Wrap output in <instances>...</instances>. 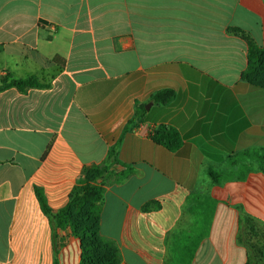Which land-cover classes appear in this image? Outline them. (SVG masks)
<instances>
[{
    "label": "crops",
    "instance_id": "0c3cea01",
    "mask_svg": "<svg viewBox=\"0 0 264 264\" xmlns=\"http://www.w3.org/2000/svg\"><path fill=\"white\" fill-rule=\"evenodd\" d=\"M231 29L264 47V0H0V80L49 86L0 93V264L80 263L36 188L65 207L120 138L101 234L121 264H180L199 235L190 264L248 262L238 237L264 229V89L241 80L248 47ZM165 89L176 99L154 103ZM160 125L181 134L178 150L152 141Z\"/></svg>",
    "mask_w": 264,
    "mask_h": 264
},
{
    "label": "trees",
    "instance_id": "16d2710c",
    "mask_svg": "<svg viewBox=\"0 0 264 264\" xmlns=\"http://www.w3.org/2000/svg\"><path fill=\"white\" fill-rule=\"evenodd\" d=\"M230 32L243 38L248 47L247 67L242 73L241 80L254 88L264 89V47L256 44L239 29H231ZM37 77L26 79H14L5 76L0 80V93L16 88L20 92H27L32 88H47ZM177 93L172 89L158 91L152 96V101L159 105H168L176 99ZM145 107L141 106L135 111L134 116L126 126V131L144 121ZM150 137L152 141L170 151L178 150L183 144L181 134L172 126L160 125L154 129ZM118 142L110 146L107 157L101 164L93 165L86 169L84 175L73 187L67 205L57 211L51 209L47 203L44 192L36 188V195L43 213L48 217L53 239L57 238V230L71 231L72 236L80 242L81 260L79 264H121V255L118 247L101 234V215L105 199V177L112 173V168L119 163ZM238 156V155H237ZM262 162L264 165V148H262ZM249 170V169H248ZM249 172V171H248ZM264 173V168H262ZM131 169L119 175V180H125ZM215 183H219L221 173H212ZM193 197L188 200L190 204ZM211 219L204 221L206 227L210 225ZM262 230L256 226L249 227L240 234L238 241L248 248V262L246 264H264V241L260 239ZM203 235L193 239V246L185 245V250L179 252L180 264H190ZM188 247V249H187ZM193 247V248H192ZM54 264H59L57 252Z\"/></svg>",
    "mask_w": 264,
    "mask_h": 264
},
{
    "label": "rangeland",
    "instance_id": "374dc122",
    "mask_svg": "<svg viewBox=\"0 0 264 264\" xmlns=\"http://www.w3.org/2000/svg\"><path fill=\"white\" fill-rule=\"evenodd\" d=\"M260 239L264 241V229H262V233H261Z\"/></svg>",
    "mask_w": 264,
    "mask_h": 264
},
{
    "label": "water",
    "instance_id": "95a60500",
    "mask_svg": "<svg viewBox=\"0 0 264 264\" xmlns=\"http://www.w3.org/2000/svg\"><path fill=\"white\" fill-rule=\"evenodd\" d=\"M151 105V103L149 105L146 106V109H149V106Z\"/></svg>",
    "mask_w": 264,
    "mask_h": 264
},
{
    "label": "built area",
    "instance_id": "2783aa9c",
    "mask_svg": "<svg viewBox=\"0 0 264 264\" xmlns=\"http://www.w3.org/2000/svg\"><path fill=\"white\" fill-rule=\"evenodd\" d=\"M1 264H9V263H1Z\"/></svg>",
    "mask_w": 264,
    "mask_h": 264
}]
</instances>
